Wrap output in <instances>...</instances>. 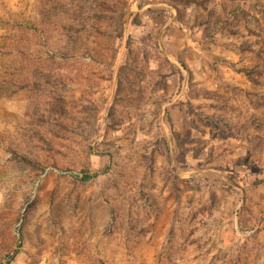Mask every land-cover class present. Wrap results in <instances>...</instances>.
Returning <instances> with one entry per match:
<instances>
[{
	"label": "rangeland",
	"instance_id": "1",
	"mask_svg": "<svg viewBox=\"0 0 264 264\" xmlns=\"http://www.w3.org/2000/svg\"><path fill=\"white\" fill-rule=\"evenodd\" d=\"M0 264H264V0H0Z\"/></svg>",
	"mask_w": 264,
	"mask_h": 264
}]
</instances>
